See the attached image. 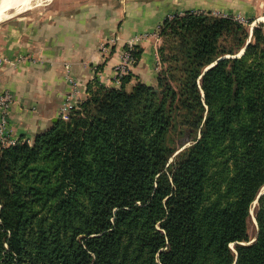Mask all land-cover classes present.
I'll use <instances>...</instances> for the list:
<instances>
[{"label":"trees","instance_id":"1","mask_svg":"<svg viewBox=\"0 0 264 264\" xmlns=\"http://www.w3.org/2000/svg\"><path fill=\"white\" fill-rule=\"evenodd\" d=\"M251 23L167 17L156 84L95 80L68 119L0 142V264H264V23Z\"/></svg>","mask_w":264,"mask_h":264},{"label":"crops","instance_id":"2","mask_svg":"<svg viewBox=\"0 0 264 264\" xmlns=\"http://www.w3.org/2000/svg\"><path fill=\"white\" fill-rule=\"evenodd\" d=\"M68 7L0 24V91L15 96L8 117L12 138L32 142L60 118L65 101L74 106L86 98L95 80L120 86L118 67L131 38L143 53L126 67L127 87L139 80L156 84L159 28L172 13L240 17L252 21L251 33L264 23V0H94Z\"/></svg>","mask_w":264,"mask_h":264},{"label":"built area","instance_id":"3","mask_svg":"<svg viewBox=\"0 0 264 264\" xmlns=\"http://www.w3.org/2000/svg\"><path fill=\"white\" fill-rule=\"evenodd\" d=\"M214 13L220 14L219 12H214ZM169 18H172V16L170 15ZM235 18L241 22H245V23L247 22L243 18L240 17L239 18L235 17ZM136 39L137 38H131L127 41L128 48L124 52L123 63L120 64V66L118 67L117 78L119 81L122 80V77L126 72V67L133 62V56L131 54L130 48H132ZM14 102H15V96L10 90L6 89L0 91V142L4 145L15 144L18 141H21L16 138H12L8 131L9 111ZM78 104L73 106L70 104L69 101H65L60 108V117L64 119H68L70 116L71 108L78 106Z\"/></svg>","mask_w":264,"mask_h":264},{"label":"rangeland","instance_id":"4","mask_svg":"<svg viewBox=\"0 0 264 264\" xmlns=\"http://www.w3.org/2000/svg\"><path fill=\"white\" fill-rule=\"evenodd\" d=\"M93 1L94 0H41L40 4L34 6L30 9H25V10L16 11V12L12 13L9 17H7V19L6 18L3 19L0 22V24L7 22V21L14 20V19H18V18H27L29 15H32V14L33 15L36 14V16H43L46 14V11H48L49 9H57L58 10L60 8H64V7H68V6H69L68 8H71L72 6H81V5H85V4H90ZM174 14H176V13H172L170 15L173 17ZM159 33H160V31H159ZM158 42H159V44L162 42L160 36H159ZM159 67H160V65H159ZM260 192H264V187L261 189ZM257 203H258V198L252 204L251 215L249 217V235L251 237V241L255 240L257 237V234H258V225H257L256 215H255Z\"/></svg>","mask_w":264,"mask_h":264},{"label":"bare ground","instance_id":"5","mask_svg":"<svg viewBox=\"0 0 264 264\" xmlns=\"http://www.w3.org/2000/svg\"><path fill=\"white\" fill-rule=\"evenodd\" d=\"M40 2L41 0H0V22L14 12L30 9Z\"/></svg>","mask_w":264,"mask_h":264},{"label":"water","instance_id":"6","mask_svg":"<svg viewBox=\"0 0 264 264\" xmlns=\"http://www.w3.org/2000/svg\"><path fill=\"white\" fill-rule=\"evenodd\" d=\"M243 52H244V50L241 52V54H242ZM210 66H211V65H210ZM210 66H208V67L206 68V70H207ZM263 193H264V192H260L258 198H259L260 195L263 194Z\"/></svg>","mask_w":264,"mask_h":264}]
</instances>
